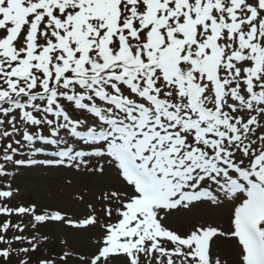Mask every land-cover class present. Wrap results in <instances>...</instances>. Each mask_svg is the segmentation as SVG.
<instances>
[{"label":"snow or ice","instance_id":"6c2138e0","mask_svg":"<svg viewBox=\"0 0 264 264\" xmlns=\"http://www.w3.org/2000/svg\"><path fill=\"white\" fill-rule=\"evenodd\" d=\"M40 170L99 210L14 205ZM48 222L100 229L83 264H264V0H0V264Z\"/></svg>","mask_w":264,"mask_h":264},{"label":"rangeland","instance_id":"374dc122","mask_svg":"<svg viewBox=\"0 0 264 264\" xmlns=\"http://www.w3.org/2000/svg\"><path fill=\"white\" fill-rule=\"evenodd\" d=\"M70 175L71 183L66 179ZM14 187L21 189L18 198L12 201L14 205L36 204L37 211L40 213L59 211L76 223L90 213L91 209L88 207L90 204H96L99 210L97 196L101 187L94 183L88 174L82 173L76 176L66 170H40L18 176ZM178 218H170V223L173 226H179L176 220ZM28 219L25 218L26 224ZM99 231V228L91 226L75 227L60 222L39 225L36 229L29 225L25 234L36 235L38 243L37 251L34 253L37 260H30V264H38L41 259L53 260L55 264H82L77 257H88L96 251L95 235ZM99 234L101 233H98V237ZM65 253L68 254L66 259L61 260L60 257ZM30 254L25 259H29ZM13 264H15V258Z\"/></svg>","mask_w":264,"mask_h":264},{"label":"bare ground","instance_id":"6f19581e","mask_svg":"<svg viewBox=\"0 0 264 264\" xmlns=\"http://www.w3.org/2000/svg\"><path fill=\"white\" fill-rule=\"evenodd\" d=\"M202 213H198V215H201ZM224 221H226V216H224L223 218H222ZM177 221H178V224L179 225H181V224H183V223H185V218H183V217H179L178 219H176ZM100 232V231H99ZM98 232V233H99ZM98 233L95 235V239H97L98 238ZM100 235V234H99ZM97 247H98V244H97ZM119 259V258H118ZM118 259H115V261L114 262H111V264H116V261L118 260ZM80 263H82L83 264V262L81 261Z\"/></svg>","mask_w":264,"mask_h":264}]
</instances>
